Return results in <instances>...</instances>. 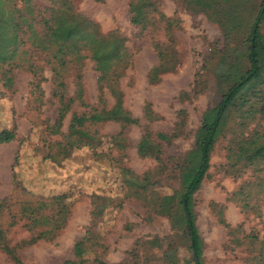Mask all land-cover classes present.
<instances>
[{
  "label": "rangeland",
  "instance_id": "374dc122",
  "mask_svg": "<svg viewBox=\"0 0 264 264\" xmlns=\"http://www.w3.org/2000/svg\"><path fill=\"white\" fill-rule=\"evenodd\" d=\"M68 1L77 13L96 23L101 33L116 31L126 40L125 46L132 54L131 67L119 79L118 87L123 109L137 123L126 127L118 139L115 137L120 128L116 123L87 126L91 145L70 148L65 135L71 117L90 121L94 113L81 106H93L96 101L98 73L93 63L85 58L80 67L68 66L67 59L72 56L69 54L63 57L64 65H59L49 55L29 49L28 43L18 57L24 59L20 67L0 63V130H13L15 135L11 142L0 144V199L9 196L12 202L19 203L27 199L24 191L28 196L42 198L65 194L72 201L60 233L52 240L42 239L18 250L20 263L191 264L183 231L171 228L169 219L155 212L151 198L177 190V171L192 147L201 114L218 102L224 90L217 86L213 72L218 55L211 56L222 48L220 28L189 0H157L160 12L174 20L171 38L177 64L157 83L148 85L146 72L157 62L151 44L167 38L162 23L139 33L128 21V0ZM259 1L247 3L256 9ZM32 2L39 8L48 6L47 0ZM2 19L0 13V24ZM50 66L55 72L53 77ZM74 76L79 78L73 80ZM194 84L200 91L192 96ZM181 92H187L188 98L180 100L177 96ZM104 99L109 108L112 99L106 92ZM145 103L158 120L148 123L143 118ZM179 110L185 112L183 124L177 129L179 137L162 147L161 166L152 159L139 158L136 143L144 127L152 133L170 134L176 127ZM53 124H59L57 133L52 130ZM228 139L226 134L214 144L209 168L193 194L201 264H248L251 258H264V205L244 212L236 206L234 200L242 197L233 193L249 174L240 172V176L233 177L227 171ZM120 168L137 177L147 175L149 183L154 184L150 192L128 189ZM93 194L108 202L90 227L88 213ZM259 197L264 198V194H252L249 206H255L254 200ZM210 203L221 207L228 226H240L230 243L226 230L216 222ZM18 225L7 234L9 244L27 237ZM248 234L256 236V241L243 239ZM82 239H86L82 254H74L73 245ZM0 264L14 263L0 253Z\"/></svg>",
  "mask_w": 264,
  "mask_h": 264
},
{
  "label": "trees",
  "instance_id": "16d2710c",
  "mask_svg": "<svg viewBox=\"0 0 264 264\" xmlns=\"http://www.w3.org/2000/svg\"><path fill=\"white\" fill-rule=\"evenodd\" d=\"M47 2L48 6L39 8L32 0H0V13L4 17L0 24V63L10 68L20 67L24 59L18 57L24 53L26 43L29 49L49 55L59 65H64L66 60L63 57L69 54L72 56L67 59L68 66L76 64L80 67L83 59H89L98 73L96 101L93 106H81L89 107L94 113L90 121L71 117L65 135L69 139L68 147L78 149L91 145V137L85 128L93 124L116 123L120 129L115 138L122 137L126 127L137 123L123 109L122 93L118 87L119 79L131 67L132 54L125 46L126 40L116 31L101 33L98 25L77 13L68 0ZM189 2L213 19L220 28L222 48L214 50L211 56L218 55L213 72L217 86L224 90L218 102L201 114L192 147L177 171V190L162 196L153 195L151 199L155 212L166 216L171 228L179 227L183 231L191 264H201V241L195 227L193 194L199 189L209 168V155L219 138L229 134L225 157L227 171L232 172L233 177L246 172L249 174L233 193L234 196L242 197L239 201L234 200L236 206H239L240 211H245L264 205L262 197L254 200L255 206L248 204L253 199L252 194H264V0L259 1L256 9L247 0ZM127 13L129 23L139 33L162 23L167 36L162 43L155 41L151 44L157 62L147 70L145 79L148 85H153L159 81L160 76L172 72L177 64L174 40L171 38L174 20L160 12L157 0H128ZM50 71L53 77L55 72L51 66ZM78 78L74 76L73 80ZM195 91L199 93L200 90L194 84L190 91L192 96L197 94ZM104 92L112 99L109 108L105 106ZM177 97L180 100L186 99L188 93L181 92ZM142 116L148 123L158 120L153 116L148 103L143 106ZM184 117L185 112L179 110L176 114V127L170 134L152 133L144 127L136 143V155L141 159H152L161 166V149L179 137L177 129L182 126ZM52 130L57 133L59 124H53ZM14 137L13 130H0V144L9 143ZM120 173L128 189L137 188L142 193L154 185L149 183L147 175L137 177L124 168H120ZM22 193L27 199L19 203L12 202L9 196L0 199V253L14 264H21L18 250L42 239L52 240L60 233L72 206V201L65 194L42 198L28 196L24 191ZM98 200L100 204H95ZM107 202L108 199L102 196H90V227L93 226V220L101 216ZM209 207L215 210L216 222L226 230L230 243L231 236L240 226L231 228L223 220L221 207L216 208L214 203H210ZM17 225L27 233V237L9 244L7 234ZM88 230L89 227L86 233ZM243 239L252 242L256 241V236L248 234ZM85 241L82 239L73 245L74 254H82L81 247ZM72 263L66 261L62 264ZM249 263L264 264V258H251Z\"/></svg>",
  "mask_w": 264,
  "mask_h": 264
}]
</instances>
